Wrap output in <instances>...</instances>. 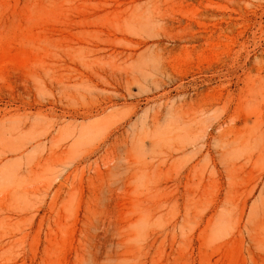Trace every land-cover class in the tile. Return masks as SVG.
Segmentation results:
<instances>
[{
    "label": "rangeland",
    "instance_id": "1",
    "mask_svg": "<svg viewBox=\"0 0 264 264\" xmlns=\"http://www.w3.org/2000/svg\"><path fill=\"white\" fill-rule=\"evenodd\" d=\"M78 253L264 264V0H0V264Z\"/></svg>",
    "mask_w": 264,
    "mask_h": 264
},
{
    "label": "bare ground",
    "instance_id": "2",
    "mask_svg": "<svg viewBox=\"0 0 264 264\" xmlns=\"http://www.w3.org/2000/svg\"><path fill=\"white\" fill-rule=\"evenodd\" d=\"M108 231V230H107ZM77 261H79L81 264H83L86 260H84L83 254H77ZM90 263H93V260H90ZM87 264H90L89 262L86 261ZM85 264V263H84Z\"/></svg>",
    "mask_w": 264,
    "mask_h": 264
}]
</instances>
